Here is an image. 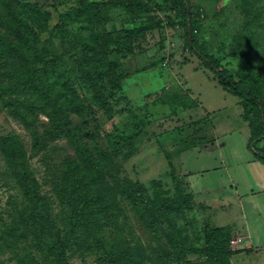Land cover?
I'll return each mask as SVG.
<instances>
[{"label":"rangeland","instance_id":"374dc122","mask_svg":"<svg viewBox=\"0 0 264 264\" xmlns=\"http://www.w3.org/2000/svg\"><path fill=\"white\" fill-rule=\"evenodd\" d=\"M80 1L0 0V85L14 86L23 72L17 56L28 55V46L40 57H60L51 72L58 101L19 89L0 98V264H108L104 258L121 246L125 256L114 264H125L130 251L129 264H171L174 257L160 258L163 248L204 245L199 231L207 221L231 225L241 244L251 246L231 256L230 264H264V163L249 146L251 131L239 97L226 92L189 50L183 18L163 0H143L155 8L152 13L112 4L122 0H89L112 3L75 19L64 15ZM191 10L199 43L233 73L240 56L230 53L247 43V63L260 76L264 96V0H191ZM150 15H170L174 23L112 45L109 61L118 65L98 70L104 76L94 86L82 74L96 76L94 65L81 70L76 59L105 34L122 37L123 29L146 25ZM61 106L70 108V132L84 145L77 147L65 135L34 149L36 135L55 130L54 111ZM134 130L140 135L132 144L122 141L130 148L111 145L109 134L123 139ZM10 136L23 150L34 180H23L12 165L3 146ZM200 137L207 142L193 147ZM262 147L264 139L256 145ZM80 170L86 176L77 175ZM125 180L139 188L134 195L123 192ZM74 185L80 186L74 195L95 199L94 217L84 228L91 237L68 246L67 261L58 263L50 246L63 235ZM186 194L194 195L191 210L155 218L137 199L155 203Z\"/></svg>","mask_w":264,"mask_h":264},{"label":"trees","instance_id":"16d2710c","mask_svg":"<svg viewBox=\"0 0 264 264\" xmlns=\"http://www.w3.org/2000/svg\"><path fill=\"white\" fill-rule=\"evenodd\" d=\"M110 3L112 2L100 3L89 0H81L78 7H72L64 15L69 16L72 14V19H75L74 16L82 15L88 9L100 10L103 8L101 5L108 6ZM163 3L168 4L170 9L175 10L183 18L182 26L184 27L185 34L187 36L186 44L189 50L200 59L203 66L208 68L215 75L219 85L226 92L239 97V104L243 107L241 116L248 122L251 131L249 146L253 144L252 148L254 149L257 158L264 163V147L256 148V145L264 139V96L260 84V76L256 74L254 67L247 63L249 46L246 43L238 44L233 47L230 55L240 56L239 69L233 73L227 66L222 64L220 59L210 55L196 38L192 25L193 11L191 10V0H163ZM112 4L124 7L130 12H155V8L143 0H122ZM156 7L161 8V5L157 4ZM147 21L149 22L146 25L123 29L122 37L113 38L112 35L105 34L97 47L92 48L81 57H78L75 61V64H77L81 70L83 65H94V69L92 71L96 72V76L91 77L87 70L86 73L82 70V74H85L88 80H92L95 86L96 82L100 81L104 76L102 73L98 72V70L105 65L108 66L109 70H113L118 65L109 61V53L112 45H120L124 41H132L135 37L146 31L162 28L165 25L171 26L174 23L170 15L165 16V19H162L157 15H150ZM15 29L21 31L19 23H16ZM19 35L21 38V33ZM15 48L21 49L18 45H15L14 49ZM26 49L29 50L28 55L24 54L23 56H17L18 60H20L23 64V72L15 77L16 82L14 86L9 85L6 87L5 85H0V98L4 99V97L10 95L15 89H19L23 92L41 93L45 99L49 98L58 101L59 94L53 95L54 86L57 83H55L51 72H53L55 67L60 64V57L52 55L48 58H44L39 56V53L35 50V48H33V46H28ZM48 72H50V75L45 77L44 74ZM170 100L174 101L173 98ZM68 109L70 108L65 107V109H63V106L55 109V122H57V125L54 127L55 130L51 132L47 130L48 133L46 131V136L43 138L40 135H36L34 140V149L40 150L44 148L46 143L45 139H52L54 137L65 135L68 136L77 147H82L84 145L83 143H80L79 140L75 139L73 132H70L72 119ZM139 135L140 133L134 130L132 135H128L123 139L118 134L113 133L109 134V139L111 140V145L117 146L118 149H121V147L125 149L126 147L130 148V145L128 144H132L139 137ZM123 140L128 144L123 143ZM254 141H257V143L254 144ZM206 142L205 137L197 138L193 147L204 145ZM3 146L4 149H7V155L10 158L12 165L20 170L19 175L21 178L25 181L34 180L31 177L33 173L30 171L28 160L24 157L25 154L18 145L17 140H15V137L10 136L6 138ZM82 153L85 157H88V160H91V154H87L86 152ZM94 164L97 165V160H94ZM80 174L86 176V171L80 170L77 175ZM32 184L34 185V182L29 183V185ZM79 187V185H74L73 189L68 192L67 203L70 208V214L68 219L66 218V224L62 237L59 236L50 246L52 257L58 263L67 261L68 246L72 245L77 240H84L87 242V238L91 237V234L87 233L84 228L87 225L90 226L89 219L94 217L95 211L93 210V204L95 199L86 195H74L73 191L79 189ZM123 187V192L126 191L128 195H134L139 189L136 188V184L127 180H125V185ZM130 187H133V189H130ZM34 193L36 195V192ZM137 199L138 203L142 204L144 210L149 212L150 217L155 218L157 215L166 216L179 210H191L194 195H181L155 203L144 199L142 196H138ZM89 226L86 228H89ZM205 227L206 228L200 229L199 231L204 240V245L185 246L181 243L173 249L164 247L161 255L159 254L160 258L163 257V260H165L163 255L166 257H174L175 259L171 264H230L229 261L231 256L236 253L248 251V249L245 248H232L231 240L236 233L233 231L231 225L217 226L207 221V225ZM150 229L153 233H157L158 228H156L154 224L150 226ZM93 238L96 239L95 237ZM116 241L119 240H115V242ZM126 247L127 246H125V248ZM122 248L123 247L121 246V249L118 248L112 251V254L110 255L111 258H109V260L104 258V261L108 264H114L116 260L123 259L125 252L122 251ZM191 254H197L204 257V259L194 262L186 260V257ZM133 259L134 255L132 254V251H130V256L127 255L125 258V264L131 263Z\"/></svg>","mask_w":264,"mask_h":264},{"label":"crops","instance_id":"0c3cea01","mask_svg":"<svg viewBox=\"0 0 264 264\" xmlns=\"http://www.w3.org/2000/svg\"><path fill=\"white\" fill-rule=\"evenodd\" d=\"M256 158H257V156H256ZM257 159H259V158H257ZM260 160V159H259ZM261 161V160H260ZM262 162V161H261ZM263 163V162H262ZM261 191H263L262 189H261ZM233 228V227H232ZM233 231H234V229H233ZM235 232V231H234ZM239 232V231H238ZM236 237H238L237 235H236ZM239 237H241V236H239ZM242 238V237H241ZM242 242H243V238H242ZM242 242H240L238 245H239V247L240 248H245V249H248V251L247 252H249L250 250H252V248H251V246H246V247H244L241 243ZM243 252H245V251H243ZM242 253V252H241ZM240 253V254H241Z\"/></svg>","mask_w":264,"mask_h":264},{"label":"built area","instance_id":"2783aa9c","mask_svg":"<svg viewBox=\"0 0 264 264\" xmlns=\"http://www.w3.org/2000/svg\"><path fill=\"white\" fill-rule=\"evenodd\" d=\"M240 242H242V238H241V237H236V238H233V239L231 240V244H232V245H237V244H239Z\"/></svg>","mask_w":264,"mask_h":264}]
</instances>
